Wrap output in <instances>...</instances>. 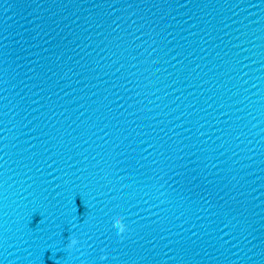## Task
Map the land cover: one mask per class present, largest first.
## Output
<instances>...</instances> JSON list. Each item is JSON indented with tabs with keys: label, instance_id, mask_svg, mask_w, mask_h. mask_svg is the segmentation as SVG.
Here are the masks:
<instances>
[{
	"label": "water",
	"instance_id": "obj_1",
	"mask_svg": "<svg viewBox=\"0 0 264 264\" xmlns=\"http://www.w3.org/2000/svg\"><path fill=\"white\" fill-rule=\"evenodd\" d=\"M0 264H264V0H0Z\"/></svg>",
	"mask_w": 264,
	"mask_h": 264
},
{
	"label": "clouds",
	"instance_id": "obj_2",
	"mask_svg": "<svg viewBox=\"0 0 264 264\" xmlns=\"http://www.w3.org/2000/svg\"><path fill=\"white\" fill-rule=\"evenodd\" d=\"M123 219H124L123 217H120V218L116 219L114 222V226L117 227L120 232H124L125 228H126V225L124 224ZM76 243H77L76 239L71 240V245H75ZM103 258H105V257H102V259Z\"/></svg>",
	"mask_w": 264,
	"mask_h": 264
}]
</instances>
